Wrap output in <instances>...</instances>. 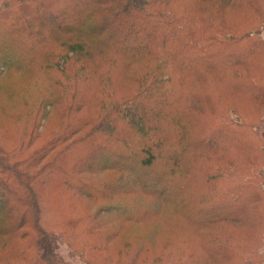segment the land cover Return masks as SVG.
<instances>
[{"label":"rangeland","instance_id":"374dc122","mask_svg":"<svg viewBox=\"0 0 264 264\" xmlns=\"http://www.w3.org/2000/svg\"><path fill=\"white\" fill-rule=\"evenodd\" d=\"M4 1L0 0V9L4 8ZM197 1L171 0L161 5L184 10L183 21L191 22L196 28L197 46L209 44L206 57L201 51L195 52L190 69H186L185 58L190 49L187 47L177 61L141 56L129 71L117 68L111 76L103 75L109 64L102 63V68H93L94 73H90L96 82L94 90L81 86L89 87L86 78L79 81L90 99L87 111L94 113L98 107L91 100L97 94L102 98L103 84H114V95L139 91L142 88L138 79L144 71L159 72L154 74L157 79L151 85L153 92H144L142 99L144 110L155 114L148 116L149 120L160 118L156 122L163 137L161 147L144 152V158H156L149 175H158L163 168L171 170L173 158L180 160L177 162L181 174L176 172L178 175L173 180L160 176L169 179L177 191L165 202L141 192V182L147 180L133 182L116 169L80 173L87 180L80 181L85 185L80 184L93 194L89 197L77 196L64 184V178L71 175L67 171L71 166H84L88 162L80 156L93 147L92 143H107L110 151L94 157L98 164H104L103 158L109 164L115 156L119 163V154L128 151L134 152L129 153V163L143 161L135 156V151L146 148L149 137L124 121L116 128L125 134L81 138L97 125L90 123L78 133L69 129L63 141L35 154L68 125L62 120L74 80L40 54L29 59L33 53L23 46L27 42L25 38L14 40L12 44L20 48L15 64L25 62L12 69L0 64V152L5 150L8 160L20 170L36 173L30 181L38 199L33 209L11 202L14 215L5 224L25 217L50 233L59 232L72 242L75 252L86 257L87 264H264V256L256 254V249L264 246V0L241 2L222 9L212 0H206L200 4L201 10L193 13L191 9ZM247 34L251 40H260L262 46L253 49L257 42L249 44L244 38ZM181 63L185 64L183 68ZM249 73L259 80L258 97L247 81ZM113 76L122 81L116 83ZM146 77L143 81L154 79ZM191 92L200 96L199 105L196 103L199 111L183 117L175 106L178 100L181 105L183 101L177 98L173 101L170 96L185 98ZM46 98L57 102L51 105ZM85 112L81 109L72 113V126ZM225 122L230 123L229 127ZM182 132L190 133L191 140L201 138L204 146L197 140L196 146L188 144V150L179 154L177 149L182 145L178 140ZM70 145L71 149H66ZM62 150L66 151L56 158ZM13 179L14 183H9L3 178L4 183L17 188L12 198L16 199L18 194L28 197V188L18 184L21 179ZM69 179L77 183L71 176ZM106 187L114 188L112 197L103 195ZM72 210L77 213L74 221L69 220ZM202 210L206 212L201 213ZM208 214L209 224H198ZM0 220L3 222L4 218ZM35 226L30 227L27 238L14 239L0 248L2 255L23 256L20 247L29 238L38 236ZM27 254L26 261L32 260L34 252ZM34 258L38 260L36 255ZM38 261L51 264L49 259Z\"/></svg>","mask_w":264,"mask_h":264},{"label":"trees","instance_id":"16d2710c","mask_svg":"<svg viewBox=\"0 0 264 264\" xmlns=\"http://www.w3.org/2000/svg\"><path fill=\"white\" fill-rule=\"evenodd\" d=\"M170 1L5 0L2 4L4 8L0 9V64H3L4 68L7 69L24 65L23 62L25 60L21 64H15L14 58L17 55V50L20 48L15 47L12 43L17 38H21L22 41L25 38L27 42L23 43V46L25 45L26 49H29L28 51L33 53L29 59H33L40 54L46 62L51 61L50 63L55 69H64L66 74L74 80L70 90V100H67L65 104V118L62 120V122L66 120L68 125L56 134V137L49 144L37 149L35 154L43 152L46 146L53 147L63 141L69 129H71L69 132L78 133L85 126L95 122L97 124L96 127L86 132L81 138L89 139L91 137H97L100 139V135L102 134L112 138V135L116 133L120 135L125 134V131L119 132L116 128V125L123 121L130 128H135L138 133L146 134L149 137L146 148H136L135 156L143 161H136L135 163L132 161L129 163V153L134 152L128 151L125 154H119L118 157H121L118 158L119 163L115 156L116 152H114L115 158L109 164L106 163L105 158H103V165L98 164L94 157L100 154V152L109 154L110 151L106 148L107 143L98 145L92 143L93 147L88 149L83 156H80V158H86L88 162L84 166L75 165L67 170L71 172L70 176L76 179L77 183L72 182L69 179L70 176L64 178V184H68V187L74 190L77 196L83 194L89 197L93 195L86 188H83L82 184L84 182L82 183L80 181L87 180L80 173L83 171L95 172L101 168L116 169L125 178L133 182L147 180L148 182L146 181V183L141 182V192L151 195L155 199L162 198L163 202L171 199L177 192L171 186L169 179L164 180L160 176L173 180L176 175L181 174V169H178L180 166L178 162L180 160L173 158L170 163L172 166L171 170L169 168H163L159 170L158 175H149V172H153L151 169L156 163V158L154 156L144 158V152L161 147L162 135L157 125L158 119L160 120V118L156 117V120H149L148 116L155 114L147 113L144 110V100L142 99L144 92L150 90L153 92L151 85L157 79V75L154 74L159 72L152 74L148 70L144 71L143 75L138 79L142 88L139 91L135 89L136 91L134 90L133 92H125L124 94L119 92L114 95L113 91L115 90L112 87L114 84L112 86L110 84H103L101 87L103 89L101 92L102 98L99 99L100 96H97V94L91 100L93 105L98 107V110H95L94 113L87 111L91 103L90 99L87 98L88 96L82 91V87L85 90H94L93 86L96 82L92 81L91 74L94 73L93 68H102V63L104 65L109 64L108 70L105 69L106 73L103 75L106 76L109 73L111 76L115 72L114 69L117 70V68L119 71H129L132 65L138 64L137 60L141 56L150 55L155 58L168 57L177 61L179 57L184 55L185 52L183 49L189 47L190 49L186 53L185 58V61L188 60L187 70L194 65L192 60H194L195 52L201 51L200 54H204L205 57L207 56L206 52H209V49H207L209 44L204 47L197 46L195 38L196 28L191 22L183 21L185 11H178L177 8L161 7L163 3L166 4ZM205 1L198 0L191 11L193 13L194 11H200L202 7L200 4ZM212 2L222 9L224 6L241 4V2L250 4L252 0H212ZM248 37H250L249 34L244 38L247 39L249 44L253 45V42H257V45H253V49L262 46L260 40L257 41L256 38L251 40ZM213 41H216L215 38H213ZM241 59L242 57L239 58V61ZM184 63H181L183 65L182 68L185 65ZM78 65H80L79 68L75 69ZM89 74L90 76L87 78ZM171 74L168 75L170 80L171 78L173 79ZM146 75L154 78L151 82L146 80L147 85L146 81H143L147 78ZM81 78L89 80V87L82 84V87L80 86L79 81ZM113 78H115L116 83L122 81L116 76H113ZM246 78L250 83L249 85L255 90V97H258L261 94L259 80L252 77L250 73ZM86 80L82 82H86ZM97 90L99 89L97 88ZM170 97L173 101L176 98L177 100L180 99L183 101L182 105L178 104L179 100L175 103L176 108L180 110V115L183 117L195 115L199 111L196 103L199 105L200 96L198 97L195 93L191 92V95L188 94L185 98L182 95L180 97L179 95H171ZM46 100L51 105L57 102V100H50V98H46ZM81 109L84 112L86 111L85 115L77 120V124H73L72 126V113ZM225 124H228V127L230 125L229 122H225ZM106 137L105 140L109 139ZM92 140L91 142H93ZM197 140L203 145L201 138ZM197 140H191L190 133L182 132L178 140L182 148L177 149V152L184 154L189 146H196L195 142L197 143ZM142 144L144 145V143ZM188 144L189 146H187ZM71 147L72 145L68 146V148L66 147V149L69 150ZM76 148L78 146L73 147V151ZM64 151L66 150H62L56 154L57 156L54 155V157H59ZM90 159L92 160L90 161ZM178 171L179 173L177 174L176 172ZM35 175L36 173L22 171L16 163H11L8 160V154L5 150L0 152V217L4 218L3 222L0 220V248L5 247L7 243L14 239L21 240L27 238L30 227L35 226V223H30L25 217L14 218L9 224H5V220L9 216L12 217L14 215V208L11 202L16 201L18 204H26L30 209H33L35 206L37 207L38 198L36 199V190L30 181L31 176L35 177ZM13 177L14 179L20 178L21 180L20 182L18 181V184L28 188V197L23 198V196L18 194L16 199L12 198V194L17 190L16 187L9 184L10 182L14 183L11 180ZM3 178H7L9 183H4ZM114 188L106 187L107 190L103 195L112 197ZM130 190L132 191V188ZM137 192L140 191L138 190ZM202 211L201 213L206 212L205 210ZM76 214L75 211L70 212L72 216H70L69 220L74 221ZM203 223L209 224V214L198 224ZM2 224L4 225L2 226ZM35 227L38 230V236L29 238L20 247L21 255L23 256H20V258L16 255L4 256L6 254L2 255L4 252H1L0 249V264H39L38 260L46 259H49L51 264H58L53 253L54 241L57 237L54 233L48 232L39 224H36ZM3 237H5L4 240H1ZM36 249L38 251L35 252ZM30 252H34L32 260L26 261L28 259L25 257H28L29 255L27 253ZM35 255L38 257L37 261L34 260Z\"/></svg>","mask_w":264,"mask_h":264},{"label":"clouds","instance_id":"9594fccd","mask_svg":"<svg viewBox=\"0 0 264 264\" xmlns=\"http://www.w3.org/2000/svg\"><path fill=\"white\" fill-rule=\"evenodd\" d=\"M57 237L54 241L53 253L59 264H87L85 256L74 251L72 242L64 238L59 232L54 233ZM258 256H264V246L256 249Z\"/></svg>","mask_w":264,"mask_h":264}]
</instances>
